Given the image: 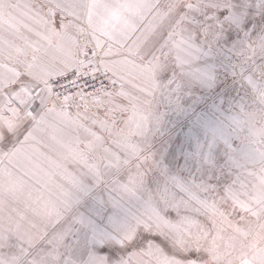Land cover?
I'll use <instances>...</instances> for the list:
<instances>
[{
	"label": "snow or ice",
	"instance_id": "snow-or-ice-1",
	"mask_svg": "<svg viewBox=\"0 0 264 264\" xmlns=\"http://www.w3.org/2000/svg\"><path fill=\"white\" fill-rule=\"evenodd\" d=\"M0 264H264V0H0Z\"/></svg>",
	"mask_w": 264,
	"mask_h": 264
},
{
	"label": "rangeland",
	"instance_id": "rangeland-1",
	"mask_svg": "<svg viewBox=\"0 0 264 264\" xmlns=\"http://www.w3.org/2000/svg\"><path fill=\"white\" fill-rule=\"evenodd\" d=\"M238 87L239 86L237 85V88ZM221 99H223V97H221ZM162 111H163V109H162ZM208 118H209V120L215 119L212 116H209ZM173 120H175L174 117H173ZM168 128L170 130V140L171 141H175L177 133L179 132V129H176L175 131H172L171 129L174 128V124H168ZM184 131L187 132L188 129H185ZM176 147H177L176 160L179 162L178 163V170L180 172H182L184 175H188V170L191 169L193 171V174H194L195 173L196 162L195 161H188L186 159V156H185V153L190 152L191 149H189L186 145L183 148H181V146H179V145H177ZM186 163L188 164V168H185Z\"/></svg>",
	"mask_w": 264,
	"mask_h": 264
}]
</instances>
